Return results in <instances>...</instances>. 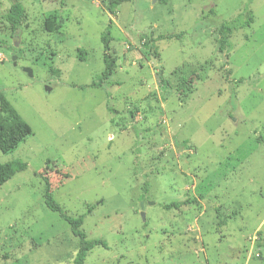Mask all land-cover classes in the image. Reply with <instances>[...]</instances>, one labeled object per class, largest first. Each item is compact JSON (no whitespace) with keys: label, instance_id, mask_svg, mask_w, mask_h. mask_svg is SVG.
Masks as SVG:
<instances>
[{"label":"rangeland","instance_id":"obj_1","mask_svg":"<svg viewBox=\"0 0 264 264\" xmlns=\"http://www.w3.org/2000/svg\"><path fill=\"white\" fill-rule=\"evenodd\" d=\"M18 1L15 33L0 0V91L32 134L0 150L28 164L0 187V264H74L45 177L108 243L85 264H264V0H132L114 16L108 0ZM249 10L221 53L220 25ZM111 19L115 84L91 86Z\"/></svg>","mask_w":264,"mask_h":264},{"label":"trees","instance_id":"obj_2","mask_svg":"<svg viewBox=\"0 0 264 264\" xmlns=\"http://www.w3.org/2000/svg\"><path fill=\"white\" fill-rule=\"evenodd\" d=\"M12 5L9 10L3 15L2 19L11 25L12 29L17 33L20 30L23 19L26 16V9L22 3L18 0H11ZM132 0H108L107 9L112 16L116 15V9L122 3L130 2ZM162 3L167 4L169 0H159ZM254 22V13L252 10L244 12L237 16L232 21L223 22L218 30L219 33V51L224 53L231 47V43L228 38V33L234 29L250 27ZM112 28L113 20L111 19L106 32L102 35V42L104 45V65L105 68L101 76L92 82L91 86L102 87L106 84H115L113 76L116 73L118 63L116 57L111 53V41H112ZM163 37V36H161ZM86 51L79 49V56L84 60ZM84 88V87H82ZM32 134V128L29 123L19 113L17 108L7 98L5 93L0 91V150L3 153H11L19 147V145ZM28 167L27 162L16 159L2 163L0 161V187L7 181L13 178L18 172L26 170ZM46 190H45V203L48 208L53 211L60 212L61 216L67 220L71 227L73 234L80 238L79 249L74 259V264H85L89 253L96 246L108 247V243L101 238H88L82 226L85 221V215L78 217L70 216L66 214L61 205L56 201L51 191V184L47 177ZM193 202L192 200L172 202L165 204L167 209L176 208L180 209L183 205ZM90 208L89 211H92Z\"/></svg>","mask_w":264,"mask_h":264},{"label":"water","instance_id":"obj_3","mask_svg":"<svg viewBox=\"0 0 264 264\" xmlns=\"http://www.w3.org/2000/svg\"><path fill=\"white\" fill-rule=\"evenodd\" d=\"M17 59V56L15 55L14 56V60H16ZM15 64H17V62L15 61ZM31 76L33 75V71H32V69L31 68H26L25 69ZM143 216L145 217V213H143Z\"/></svg>","mask_w":264,"mask_h":264}]
</instances>
